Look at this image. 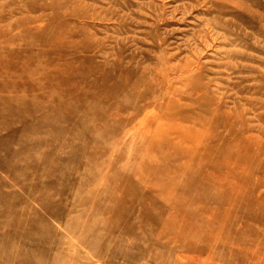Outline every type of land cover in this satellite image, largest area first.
I'll use <instances>...</instances> for the list:
<instances>
[{
  "label": "rangeland",
  "instance_id": "1",
  "mask_svg": "<svg viewBox=\"0 0 264 264\" xmlns=\"http://www.w3.org/2000/svg\"><path fill=\"white\" fill-rule=\"evenodd\" d=\"M263 197L264 0H0V264H264Z\"/></svg>",
  "mask_w": 264,
  "mask_h": 264
},
{
  "label": "bare ground",
  "instance_id": "2",
  "mask_svg": "<svg viewBox=\"0 0 264 264\" xmlns=\"http://www.w3.org/2000/svg\"><path fill=\"white\" fill-rule=\"evenodd\" d=\"M49 26H50V25H49ZM150 71H151V70H150ZM162 72H163V71H162ZM157 77H158V76H157ZM138 84H139V83H138ZM186 85H187V84H186ZM186 85H185V86H186ZM152 87H153V86H152ZM143 88H144V87H143ZM143 97H144V96H143ZM146 97H148V96H146ZM144 98H145V97H144ZM140 106H141V105H140ZM135 111H136V110H135ZM137 111H138V110H137ZM175 129L177 130V128H175ZM167 131H168V130H165V133H166ZM159 142H160V141H159ZM161 142H162V141H161ZM152 143L154 144L155 142H152ZM158 144H159V143H158ZM171 146H172V145H171ZM152 154H153V153H152ZM238 156H239V155H238ZM145 166H146V165H145ZM236 182H237V181H236ZM263 198H264V197H263ZM263 198H262V199H263ZM171 212H172V211H171ZM248 216H249V215H248ZM214 226H215V225H214ZM256 233H257V232H256ZM160 237H161V236H160ZM260 239H261V238H260ZM263 240H264V239H263ZM259 242H260V241H259ZM261 242H262V241H261ZM261 244H262V243H261ZM259 246H261V245H259ZM257 247H258V245H257ZM259 248H260V247H258V249L256 250L257 253H258V250H261V249H259ZM263 250H264V249H263ZM245 251H246V250H245ZM257 253H256V254H257ZM260 253H261V252H260ZM254 254H255V253H254ZM261 254H262V253H261ZM247 255H248V254H247ZM250 255H251V254H250ZM255 256H256V255H255ZM255 256H254V257H255ZM244 257H245V256H244ZM250 257H251V256H250ZM258 257H260V255H259ZM261 258H262V257H261ZM263 259H264V258H263ZM263 259H262V260H263ZM250 260H251V259H250ZM253 261H254V260H253ZM255 261L258 262V260H255ZM260 261H261V260H260ZM262 262H263V261H262ZM243 264H244V263H243ZM253 264H254V262H253Z\"/></svg>",
  "mask_w": 264,
  "mask_h": 264
}]
</instances>
